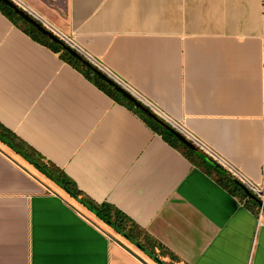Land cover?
Returning <instances> with one entry per match:
<instances>
[{
  "label": "crops",
  "instance_id": "obj_1",
  "mask_svg": "<svg viewBox=\"0 0 264 264\" xmlns=\"http://www.w3.org/2000/svg\"><path fill=\"white\" fill-rule=\"evenodd\" d=\"M19 1L203 158L264 184V0ZM0 125L178 258L162 262L264 264V210L1 9ZM111 230L0 143V264H156Z\"/></svg>",
  "mask_w": 264,
  "mask_h": 264
},
{
  "label": "trees",
  "instance_id": "obj_2",
  "mask_svg": "<svg viewBox=\"0 0 264 264\" xmlns=\"http://www.w3.org/2000/svg\"><path fill=\"white\" fill-rule=\"evenodd\" d=\"M0 9L10 20L17 24L20 29L28 36H30L34 41H37L38 43L51 49L53 52L59 54V57L64 62L73 66L79 72L84 74L87 78L91 79L94 84H96L101 90L106 92L110 97H112L117 102L128 106L135 113H137L156 133L162 136V138L166 142H168L174 148L182 152L192 164L195 165L196 163L197 165V163H199V167H201L202 163L203 168L205 170L207 168L213 171V173H217L219 176H221V178L225 179L228 183V185H226L225 187L230 189L231 192H238L240 196L246 198L244 192L227 176L228 173L217 170L213 167V165L207 163L194 150L188 148L177 138H175L170 132L159 126L152 119L148 118L139 109L135 108L132 103L128 102L111 86L106 84L95 74H93L88 68L81 64L78 60L68 54L59 44L51 41L47 36L41 34L36 28L22 20L11 8L3 4L1 1ZM0 143L5 145L16 155L20 156L29 165L33 166L42 176H44L47 180L51 181L60 189H62L66 194H68L70 198L80 201V204L82 206H84L88 211L96 215L101 221H103L104 224H106L119 236H122L124 234L128 240L137 245H140L141 248L146 251L150 256H154L158 259L163 257H169L171 261L178 260V258L165 246H163L160 242H158L155 238H153L146 232L140 230L138 226H136L133 222H131L126 216L122 215L120 212L112 208L101 209L92 204L91 202L85 200L84 198H81V192L77 190L75 184H73V182L68 178V176H66L64 172L59 170L51 162L46 161L38 152L27 146L23 141H21L12 133H10L2 125H0Z\"/></svg>",
  "mask_w": 264,
  "mask_h": 264
},
{
  "label": "water",
  "instance_id": "obj_3",
  "mask_svg": "<svg viewBox=\"0 0 264 264\" xmlns=\"http://www.w3.org/2000/svg\"><path fill=\"white\" fill-rule=\"evenodd\" d=\"M3 4L11 8L22 20L36 28L41 34L44 36H47L51 41L59 44L68 54H70L73 58L78 60L81 64H83L86 68H88L93 74H95L98 78H100L102 81H104L106 84L111 86L116 92H118L120 95H122L128 102L132 103L135 108L139 109L142 113H144L148 118L152 119L155 123H157L162 128L166 129L168 132H170L175 138H177L181 143L186 145L191 150H194L195 147L186 139L184 138L180 133H178L176 130H174L171 126L163 122L160 118L155 116L149 109L144 107L138 100H136L133 96H131L129 93L124 91L122 88L117 86L111 79H109L106 75H104L101 71L96 69L94 66H92L88 61H86L80 54H78L76 51H74L69 46L65 45L56 35H54L51 31L47 30L45 27L40 25L36 20H34L32 17H30L28 14H26L22 9H20L16 4H14L11 0H0ZM234 179V178H232ZM234 183L244 192V194L254 201L259 208L264 210V206L262 202L254 196L243 184H241L238 180L234 179ZM80 204V201L75 200ZM110 225V223H109ZM124 240H126L128 243L133 245L138 251L146 255L148 258H151L156 264H164L160 259L150 256L146 251H144L140 245H137L130 240L127 239V237L123 234L121 236Z\"/></svg>",
  "mask_w": 264,
  "mask_h": 264
},
{
  "label": "built area",
  "instance_id": "obj_4",
  "mask_svg": "<svg viewBox=\"0 0 264 264\" xmlns=\"http://www.w3.org/2000/svg\"><path fill=\"white\" fill-rule=\"evenodd\" d=\"M14 4H16L20 9H22L26 14H28L30 17H32L34 20H36L40 25L45 27L47 30L51 31L54 35H56L65 45L72 48L74 51H76L78 54H80L86 61H88L92 66H94L96 69L101 71L104 75H106L109 79H111L117 86L122 88L124 91L129 93L131 96H133L136 100H138L144 107L149 109L155 116L160 118L163 122L171 126L174 130H176L178 133L183 135L185 138H189L190 141H192L194 144L195 140L192 139L180 126L173 122H171L165 115H163L161 112H159L153 104L142 98L139 94H137L132 88H130L127 84L122 82L120 79L113 76L109 71L101 67L95 60L87 56L86 54L80 52L74 45L71 38L62 36L54 32L49 26H47L40 18H38L32 11L28 10L19 0H11ZM254 196H256L263 204L264 206V184L263 185H253L245 183L244 185ZM263 212V209L260 208V214Z\"/></svg>",
  "mask_w": 264,
  "mask_h": 264
},
{
  "label": "rangeland",
  "instance_id": "obj_5",
  "mask_svg": "<svg viewBox=\"0 0 264 264\" xmlns=\"http://www.w3.org/2000/svg\"><path fill=\"white\" fill-rule=\"evenodd\" d=\"M194 151L197 153V154H199L198 152H197V149L195 148L194 149ZM200 155V154H199ZM201 156V155H200ZM202 158H203V156H201ZM204 160H206V162H208V163H210L211 165H213V167L215 168V169H217V170H220V171H223L220 167H219V165L217 164V163H213L212 161H209L208 159H205V158H203ZM233 182H234V177L233 176H231L230 174H228L227 175ZM232 178H234V179H232ZM236 180V179H235ZM111 232H113V234H116L113 230H111ZM118 235V234H117ZM121 237V236H120Z\"/></svg>",
  "mask_w": 264,
  "mask_h": 264
}]
</instances>
